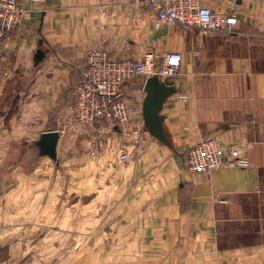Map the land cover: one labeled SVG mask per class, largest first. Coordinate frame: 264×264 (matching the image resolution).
I'll return each instance as SVG.
<instances>
[{"label": "crops", "instance_id": "1", "mask_svg": "<svg viewBox=\"0 0 264 264\" xmlns=\"http://www.w3.org/2000/svg\"><path fill=\"white\" fill-rule=\"evenodd\" d=\"M20 1L24 20L0 41V261L264 264V238H247L264 237V0H205L237 16L233 31L205 34L156 28L140 0ZM97 46L113 59L181 54L161 111L174 149L144 128V153L122 162L107 123L62 129ZM145 79L123 84L129 127L143 123ZM49 130L56 159L35 144ZM208 137L250 143L249 165L190 172L187 150Z\"/></svg>", "mask_w": 264, "mask_h": 264}, {"label": "built area", "instance_id": "2", "mask_svg": "<svg viewBox=\"0 0 264 264\" xmlns=\"http://www.w3.org/2000/svg\"><path fill=\"white\" fill-rule=\"evenodd\" d=\"M156 15L155 27L161 23L179 25L183 29L197 28L205 34L212 31L231 32L237 24L234 4L225 13H218L205 0H140ZM26 13L20 0H0V41L9 30L19 26ZM193 54L198 56L199 50ZM182 57L178 51L161 54L147 53L141 59L109 58L102 47H90L85 52V67L72 88L73 104L62 129L78 123L92 126L105 122L116 128L119 159L135 161L144 153L146 138L143 123L129 127L133 109L124 98L123 84L136 75L148 77L153 74L167 80L177 74ZM143 122V121H142ZM250 143H236L222 147L215 138H204L186 152V168L193 173H206L220 167L245 168L249 161L243 151ZM88 151L95 155L92 144ZM0 264H8L2 260Z\"/></svg>", "mask_w": 264, "mask_h": 264}, {"label": "water", "instance_id": "3", "mask_svg": "<svg viewBox=\"0 0 264 264\" xmlns=\"http://www.w3.org/2000/svg\"><path fill=\"white\" fill-rule=\"evenodd\" d=\"M143 92L141 115L145 129L152 137L174 149L167 134L164 115L161 111L164 102L177 92L176 86L173 83L161 80L157 74H153L146 77ZM58 138L59 132L57 130L42 132L35 142L39 148L40 155L56 159Z\"/></svg>", "mask_w": 264, "mask_h": 264}, {"label": "rangeland", "instance_id": "4", "mask_svg": "<svg viewBox=\"0 0 264 264\" xmlns=\"http://www.w3.org/2000/svg\"><path fill=\"white\" fill-rule=\"evenodd\" d=\"M10 31V30H9ZM8 31V32H9ZM2 40V39H1ZM39 227V226H38ZM248 239H251L253 243H260V241H262V238L264 237H261V236H255V235H251L249 237H247ZM37 253H39V250L37 251ZM36 254V253H35ZM28 259V254L25 256V259L24 260H27ZM50 263V262H49ZM19 264V263H18Z\"/></svg>", "mask_w": 264, "mask_h": 264}, {"label": "trees", "instance_id": "5", "mask_svg": "<svg viewBox=\"0 0 264 264\" xmlns=\"http://www.w3.org/2000/svg\"><path fill=\"white\" fill-rule=\"evenodd\" d=\"M36 59H37V61L40 59L39 55H37V58H36ZM173 77H174V76H173ZM173 77H170V78H168V79L165 80V81H167L168 83H171L170 79L173 78Z\"/></svg>", "mask_w": 264, "mask_h": 264}]
</instances>
